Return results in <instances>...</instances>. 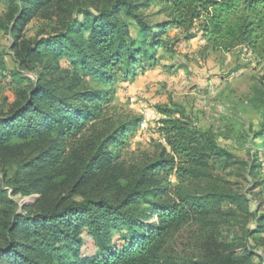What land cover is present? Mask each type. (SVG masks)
<instances>
[{
  "label": "trees",
  "instance_id": "trees-1",
  "mask_svg": "<svg viewBox=\"0 0 264 264\" xmlns=\"http://www.w3.org/2000/svg\"><path fill=\"white\" fill-rule=\"evenodd\" d=\"M8 1L11 26L5 29L16 40L20 39L24 21L57 6V0ZM148 1L157 3L163 13L172 16L162 24L161 35L170 28L187 31L197 27L215 51L231 52L246 46L257 53L264 46V0ZM139 6L131 0H116L92 19H89L90 12L84 13L83 23L77 18L64 23L63 33L43 39L34 47L19 48L15 43L17 60L22 67L26 65L24 62L28 63L29 70L36 69L41 57L52 54L53 59L44 66L49 73H40L36 85L29 80L31 93L26 104L12 112L11 118L0 120V154L9 157L14 147L9 148L6 143L17 137L33 155L24 164L25 177L40 174L32 183L40 194L33 206L37 212H28L26 216L13 212L9 215L15 202L0 185V202L4 205L0 210V234L6 235V245L0 248V261L13 253L21 260L20 264H51L49 261H56L54 264H178L165 249L172 229L208 207L242 204L241 198L219 193L198 199L179 196L177 201L171 200L177 190L169 180L174 172L180 183L187 178L198 179L205 176L203 167L209 157L217 156L206 153L208 143L191 137L182 127L176 128L178 122L171 119L172 114H167L169 120L163 121L167 129L162 131L171 153L149 165L135 183L121 185L123 177L116 172L129 147L125 142L126 133L117 137V133L108 129L110 97L78 92L73 99H64L49 92L45 80L54 76L53 61L65 54L81 58L82 69L107 85L112 84L117 74L135 75L137 70L155 66L154 51L163 42L149 43L146 34L151 32L156 38L158 33L133 13ZM122 14L139 20L140 40L131 37ZM83 32H88L89 37L83 39ZM64 81L69 84L68 78ZM76 87L67 86L69 91ZM84 101H93V106L84 105ZM62 115L64 119L60 121ZM53 135L57 137L52 139ZM160 174L162 186L151 185ZM24 181L22 178L21 182ZM61 189L68 191V197L52 198V193ZM19 190L14 189L13 196ZM79 195L81 201L73 200ZM142 201L152 205L150 211L157 214V223L144 226L142 220L146 214L141 209ZM4 208L10 212L5 214ZM117 231L120 242L116 244L113 236ZM17 234L21 238H16ZM83 235L90 237L96 248L89 256L81 254L86 246ZM68 248L72 257L65 255ZM30 251L36 252L34 259L30 258ZM240 255L233 258L217 255L213 260L183 264H252L251 259L255 258L249 251Z\"/></svg>",
  "mask_w": 264,
  "mask_h": 264
},
{
  "label": "rangeland",
  "instance_id": "rangeland-1",
  "mask_svg": "<svg viewBox=\"0 0 264 264\" xmlns=\"http://www.w3.org/2000/svg\"><path fill=\"white\" fill-rule=\"evenodd\" d=\"M115 1L57 0L56 7L24 21L20 39L16 40L5 29L11 26L9 1L0 0V120L11 118L12 112L26 104L31 93L29 80L36 85L40 73L49 71L44 70V66L53 59L52 54L41 57L36 69L29 70L28 63L24 62L26 65L22 67L17 60L15 43L19 48L34 47L43 39L63 33L64 23L74 18L83 23L84 13L90 12L89 19H92ZM131 1L140 4L133 13L158 33L156 38L151 32L146 34L149 43L163 42L154 51L156 65L137 70L135 75L117 74L112 84L107 85L82 69L81 58L65 54L53 61L54 76L45 80L49 92L64 99H73L78 92L110 97L108 129L117 133V137L126 133L125 142L129 147L116 172L123 177L120 181L123 186L135 183L149 165L171 153L162 131L167 129L163 125V121L169 120L167 114H172L171 119L178 122L176 128L182 127L191 137L208 143L206 153L217 156L209 157L203 167L205 176L198 179L187 178L180 183L174 172L169 180L177 190L171 200L177 201L179 196L198 199L219 193L241 198L242 204L223 203L208 207L200 214L195 212L169 233L167 254L178 264H183L213 260L212 257L217 255L233 258L249 251L255 256L251 259L252 264H264V46L257 53L246 46L231 52L215 51L197 27L187 31L170 28L161 35L162 24L170 21L172 16L163 13L157 3ZM121 19L127 23L131 37L140 40L139 20L125 14ZM89 35L82 33L83 39ZM66 78L71 86L78 87L69 91ZM83 104L91 107L93 101ZM63 119L64 116H60V121ZM55 137L57 135L52 139ZM19 140L16 137L7 141L9 148L14 147L9 157L0 154V185L15 202L9 215L13 212L26 216L28 212H37L33 206L40 194L36 193L32 183L40 174L25 177L24 164L33 155ZM22 178L24 182H21ZM162 179L160 174L151 185L162 186L159 184ZM14 189H20L16 196H13ZM67 194L68 191L61 189L52 193V198L68 197ZM81 199L80 195L73 197L75 201ZM3 207L0 202V210ZM151 207L142 201L141 209L146 214L142 220L144 226L157 223V214L150 211ZM4 210L5 214L10 212L7 208ZM83 237L86 246L81 249V254L89 256L96 248L90 237ZM113 237L116 244L120 242L118 231ZM16 238L21 235L17 234ZM5 241L6 235L0 234V248L6 245ZM69 249L65 252L67 256L71 255ZM30 252V258L34 259L36 252ZM49 262L54 264L56 261ZM20 263L13 253L0 261V264Z\"/></svg>",
  "mask_w": 264,
  "mask_h": 264
}]
</instances>
